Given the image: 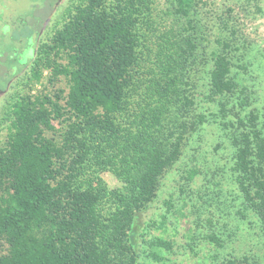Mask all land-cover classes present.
Returning a JSON list of instances; mask_svg holds the SVG:
<instances>
[{
    "label": "trees",
    "instance_id": "trees-1",
    "mask_svg": "<svg viewBox=\"0 0 264 264\" xmlns=\"http://www.w3.org/2000/svg\"><path fill=\"white\" fill-rule=\"evenodd\" d=\"M58 1L43 5L39 30L32 23L22 50L10 52L11 60L24 56L12 74L34 61L28 88L1 117L8 123L0 144V264H137L136 216L177 164L175 190L192 217L185 237L223 250L256 226L263 245L264 111L234 112L229 42L203 45L210 67L202 105L193 92L204 41L193 0L164 9L157 0H76L36 48ZM61 76L66 93L43 84ZM202 129L217 137L213 153L222 162L214 168L197 165ZM189 145L195 153L183 162ZM105 171L118 186H108ZM233 193L239 204L227 203ZM165 204L166 212L174 208L172 195ZM152 244L173 247L162 238ZM247 244L260 252L252 239ZM259 257L243 253L220 264H261Z\"/></svg>",
    "mask_w": 264,
    "mask_h": 264
},
{
    "label": "rangeland",
    "instance_id": "rangeland-1",
    "mask_svg": "<svg viewBox=\"0 0 264 264\" xmlns=\"http://www.w3.org/2000/svg\"><path fill=\"white\" fill-rule=\"evenodd\" d=\"M53 1L55 0H0V87L5 85V89L0 91V144L5 139L8 123L3 121L1 117L9 103L28 88L27 84L30 81L28 79L34 61L33 58L28 59L24 65L17 66L12 74L16 63L23 61H21L22 55L11 60V49L14 47L16 52L22 50L21 48L25 46L24 42L29 36L31 24H34L37 31L41 26L42 21H38V17L43 16L46 11L43 5H49ZM170 1L157 0V6L164 9ZM75 2L76 0H59L56 2L51 13L47 15L38 38H36V48L60 26L69 10H72ZM193 3L195 10H192L191 13L194 15L193 18L199 20L204 39L202 46L198 48V60L203 61V66L193 77L195 82L193 92L200 94V96L197 95V99H200L202 105H206L203 94L207 93L208 86H204L203 83L210 62L206 59L207 57L204 58L202 55L203 45L208 47L206 50H209L210 46L220 49L224 42H229L230 46L226 48V51L231 60L230 75L236 84V89L230 98V103L236 106L233 110L234 112L238 111L242 116L250 112L254 115H261L264 111V0H193ZM34 12L35 14L32 16L31 14ZM32 38H34L33 35ZM22 57L24 58V56ZM46 73L47 71H44L43 74L46 75ZM8 77L9 81L7 82ZM44 83L48 90H52L54 87H63L65 93L67 91L66 80L62 76L53 85L47 84L45 79L43 80ZM41 86L42 84L35 85L31 92L35 93ZM213 109L215 111V108L212 107ZM231 118L234 120V117ZM54 124L58 126L55 121ZM201 134V139L195 138V144L196 140L202 144L200 155L196 153L197 165L203 169L207 164L214 168L215 162H222V159H219L220 156H215L213 153V146L217 137L211 134L210 129H202ZM194 136L198 137L196 134ZM192 153L195 152L191 145L185 146L182 155L183 162L192 159ZM179 168L180 166L177 164L172 171L161 179L157 197L136 216L139 222L134 237L137 264H214L217 260L216 253L220 255L217 264H220L223 259L243 253L261 256L259 262L264 264V244L262 245L259 236L254 232L257 230L256 226L246 230L249 234L238 235L240 240L234 243L229 242L223 250L202 241L199 235L195 239L185 237L184 232L188 226L186 225L188 224L186 216L190 219L192 217L188 212L189 205L186 207L181 205L184 193H180L178 189L175 190L177 185L175 180L179 177L177 171ZM101 176L109 187L119 185L117 179L110 172H102ZM171 195L175 206L166 212L165 200ZM236 195V193L228 195L227 203L239 204ZM177 209L179 212L176 211ZM162 214H165L164 219L161 217ZM253 219L255 221V218ZM200 231L201 229L194 230L193 235ZM154 238L171 241L172 250L167 251L164 248L154 246L152 244ZM251 239L257 249L261 248L260 252H255V246L252 247L253 245L247 244Z\"/></svg>",
    "mask_w": 264,
    "mask_h": 264
},
{
    "label": "flooded vegetation",
    "instance_id": "flooded-vegetation-1",
    "mask_svg": "<svg viewBox=\"0 0 264 264\" xmlns=\"http://www.w3.org/2000/svg\"><path fill=\"white\" fill-rule=\"evenodd\" d=\"M2 30H4L3 28H2ZM3 32V31H2ZM22 63H24V62H22Z\"/></svg>",
    "mask_w": 264,
    "mask_h": 264
}]
</instances>
